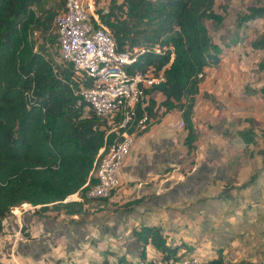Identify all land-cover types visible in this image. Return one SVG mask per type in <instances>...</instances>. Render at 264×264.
I'll return each mask as SVG.
<instances>
[{
    "label": "trees",
    "instance_id": "obj_1",
    "mask_svg": "<svg viewBox=\"0 0 264 264\" xmlns=\"http://www.w3.org/2000/svg\"><path fill=\"white\" fill-rule=\"evenodd\" d=\"M47 2L0 0V232L4 219L12 211L17 214L24 202L39 205L38 209L49 210L50 217L56 218L62 212H84V201L102 200L84 196L83 201H63L87 180L110 124L74 94L79 82L72 77L71 64L64 61L68 66L56 67L46 56V43L58 44L54 18L65 0H53L49 6ZM91 2L94 14L112 32L117 46L136 57L129 65L132 70L163 71L164 80L145 89L150 123L158 120L160 113L182 110L190 151L197 138L191 114L199 85L206 67L219 65L221 59L222 48L212 40L206 23L222 21L223 16L215 10L216 0H109L107 12L100 0ZM248 9L241 16L244 21L264 15V5ZM51 24L53 34L48 32ZM35 29L44 37L36 47L32 39ZM234 36L233 42L238 43L237 31ZM251 44L264 49V31ZM141 48L145 51L139 54ZM258 68L264 69V59ZM261 90L264 93V86ZM157 91L164 96L160 102L152 95ZM240 134L247 142L254 140L252 126ZM261 135L264 140V128ZM113 136L108 134V144ZM261 153L264 155V147ZM95 181L92 176L90 183ZM133 233L143 245L150 241L161 251L170 250L164 258L174 256L159 226L143 225ZM122 261L119 258L116 264ZM207 264L228 263L218 251Z\"/></svg>",
    "mask_w": 264,
    "mask_h": 264
},
{
    "label": "crops",
    "instance_id": "obj_2",
    "mask_svg": "<svg viewBox=\"0 0 264 264\" xmlns=\"http://www.w3.org/2000/svg\"><path fill=\"white\" fill-rule=\"evenodd\" d=\"M216 67H206L199 85L191 114L197 138L190 151L185 143L187 129L178 125L182 110L160 113L146 130L135 133L121 167V184L110 196L101 197L99 202L84 201L88 215H84L85 210L62 212L42 221L28 217L31 238L25 242L41 233L44 243L43 239L57 238L64 244L71 243L75 251L80 250L85 234L95 240L96 245L88 248L94 253L90 263L85 258L70 262L65 256L68 251L54 246L49 259L54 264H116L119 258H123V264H168L184 255L196 256L207 264L218 251L228 264H264V97L241 102V93H237L231 100V113L220 111L215 104L209 107L207 100H216L210 93L215 86L210 79L211 68ZM152 95L158 102L164 98L158 91ZM248 126L254 130L250 142L240 134ZM76 197L71 201H83ZM122 203L127 208L124 215L108 214L109 208L123 207ZM82 215L87 223L80 221ZM68 218L76 221L73 228L66 224ZM3 224V230H10L7 219ZM143 225L159 226L173 257L164 258L170 250L161 251L150 241L142 244L133 230ZM11 235H0V247L4 237ZM2 250L10 254L8 248ZM15 252L12 261L19 257ZM20 252L27 261L32 260L31 251Z\"/></svg>",
    "mask_w": 264,
    "mask_h": 264
},
{
    "label": "built area",
    "instance_id": "obj_3",
    "mask_svg": "<svg viewBox=\"0 0 264 264\" xmlns=\"http://www.w3.org/2000/svg\"><path fill=\"white\" fill-rule=\"evenodd\" d=\"M103 11L107 12L108 6H104ZM94 13L91 0H65L64 8L54 18L61 58L71 64L72 77L79 82L73 88L74 94L85 100L96 116L110 124L87 180L75 194H68L63 201H71L76 195L80 199L83 196L108 197L121 184V167L130 153L135 133L145 129L151 121L146 109L148 95L145 89L164 80L162 70L158 74H154L152 68L132 70L129 65L136 57L117 46L112 32ZM143 51L145 48H141L139 54ZM178 125H184L182 119ZM109 133L114 136L108 144ZM92 176L96 179L94 183H90ZM22 205L25 209L37 207L30 202ZM16 215L20 230L19 214ZM19 230L16 231L17 237H20ZM14 251L15 248L11 247V258L15 256ZM13 264L24 263L14 259ZM168 264L204 262L196 256L184 255Z\"/></svg>",
    "mask_w": 264,
    "mask_h": 264
},
{
    "label": "rangeland",
    "instance_id": "obj_4",
    "mask_svg": "<svg viewBox=\"0 0 264 264\" xmlns=\"http://www.w3.org/2000/svg\"><path fill=\"white\" fill-rule=\"evenodd\" d=\"M52 1L53 0H48L46 6H49ZM107 4H109V0H100V6L104 7L107 6ZM256 5H264V0H216L215 10L223 16L222 21L220 23H216L212 20L206 21L212 40L215 43L219 44L222 48L220 55L224 54V56H221L218 67L211 68L213 74L211 73L212 75L210 76V79L213 81V83H215V86H212V91H210V93H213L215 95L214 99L216 100H213L212 98H210L212 101L210 99L209 101L207 100V104L209 107L215 104V106H217L220 111L225 112L228 110V112L230 111L229 113H231V100H233L232 97L237 93H241V102H244V100H248L249 98L255 100L257 99L258 95H260L261 98L264 97V93L261 90V88L264 86V69L258 68V63L260 62V60L264 59V49L260 50L259 48H254L251 44L252 40L264 31V15L248 21H244V19H241V16H243V14H247L249 12L248 8ZM236 31L239 34L238 43L233 42V40L235 39L234 33ZM48 32L51 34L55 32V28L52 24L49 27ZM32 39L34 40L35 47L39 43H42L44 41L42 32H40L38 29H35L32 33ZM46 48L48 51L46 56L53 62L56 67L58 65H60V67L62 68L68 66L67 63L64 62V60L61 58L57 42L50 44L46 43ZM219 90L221 91L220 93H218ZM95 202L99 201L97 200ZM120 206L123 207H116L112 210L109 208L108 214L121 217V215H124L127 212V208L125 207V203H122ZM38 208L39 206L25 209L24 205L18 208V210H20V230L18 229V226L20 225L16 222L18 216L14 213V211L11 212V216L6 218L8 220L7 227L10 230L2 229L0 234H12L8 239H5L4 237L5 243L4 245H2L3 249L8 248L10 251L11 247H14L16 251L15 253L19 254V257H17V259L24 264H54V262L49 261V259L52 258L51 256H53L51 253V249L54 246H58L64 251H68L65 252V256L68 260H70V262L76 259H79L81 262L83 260L82 258H85L90 263L92 259L91 257L94 255V253L92 251H88V248H90L92 245L95 246L96 244L95 240L91 238L90 234L88 233L89 227L87 229V233L89 235H84V242L82 243V245H80V250L74 251L71 243L64 244L61 240H57V238H51V240L43 239L47 242L44 243L42 241L41 233H36V239L27 241V243L25 242L26 238H31L28 217L35 216V218L39 221L50 217L51 213L49 212V210L46 211ZM85 210L86 211L84 212V215H88L89 210ZM84 215L79 217L81 218L80 221L87 223L86 219L84 221ZM15 222L16 224L13 225L12 223ZM75 222L76 221L71 218L66 219V224H68L71 228H73ZM46 223L49 227L52 224L50 222ZM23 224H25V228L23 227ZM83 228H85V226ZM16 230L20 231V237H17L18 233H16ZM84 231L85 230H83V232ZM25 232H28L29 235H25ZM54 233L59 234L61 232L55 231ZM1 244L2 238L0 239V245ZM2 247H0V256H2V259L0 258V263L13 264L11 256L9 254H6V250H4L3 252ZM20 251H31V253L33 254L31 256L32 260L27 261L25 259V256L20 254ZM41 253L46 254L42 255ZM53 259L54 261L59 262V260L57 261L55 257Z\"/></svg>",
    "mask_w": 264,
    "mask_h": 264
},
{
    "label": "clouds",
    "instance_id": "obj_5",
    "mask_svg": "<svg viewBox=\"0 0 264 264\" xmlns=\"http://www.w3.org/2000/svg\"><path fill=\"white\" fill-rule=\"evenodd\" d=\"M20 205H21V204H20ZM20 205H19V206H20ZM19 206H18V207H19ZM37 206H39V205H37Z\"/></svg>",
    "mask_w": 264,
    "mask_h": 264
}]
</instances>
